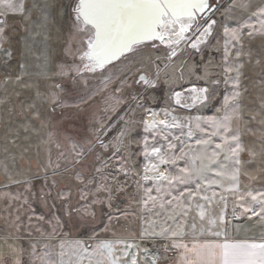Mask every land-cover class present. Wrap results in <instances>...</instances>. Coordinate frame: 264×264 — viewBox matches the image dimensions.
Returning <instances> with one entry per match:
<instances>
[{
  "label": "snow or ice",
  "instance_id": "obj_1",
  "mask_svg": "<svg viewBox=\"0 0 264 264\" xmlns=\"http://www.w3.org/2000/svg\"><path fill=\"white\" fill-rule=\"evenodd\" d=\"M0 264H264V0H0Z\"/></svg>",
  "mask_w": 264,
  "mask_h": 264
},
{
  "label": "rangeland",
  "instance_id": "obj_2",
  "mask_svg": "<svg viewBox=\"0 0 264 264\" xmlns=\"http://www.w3.org/2000/svg\"><path fill=\"white\" fill-rule=\"evenodd\" d=\"M205 111H206L208 114H211V112L214 111V110L205 109ZM121 206H123V205H121Z\"/></svg>",
  "mask_w": 264,
  "mask_h": 264
}]
</instances>
